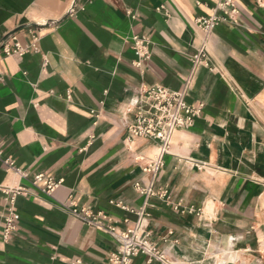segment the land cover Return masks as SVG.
Returning a JSON list of instances; mask_svg holds the SVG:
<instances>
[{
  "label": "crops",
  "instance_id": "0c3cea01",
  "mask_svg": "<svg viewBox=\"0 0 264 264\" xmlns=\"http://www.w3.org/2000/svg\"><path fill=\"white\" fill-rule=\"evenodd\" d=\"M220 2L0 0V264H105L117 237L76 207L105 214L117 235L143 209L168 264H264V0H234L238 23ZM209 16L225 20L206 32L196 20ZM135 36L150 54L141 66ZM17 44L22 57L7 53ZM157 86H187L203 108L154 181L143 168L159 145L127 127ZM38 174L60 182L51 194ZM153 181L168 198L136 189Z\"/></svg>",
  "mask_w": 264,
  "mask_h": 264
},
{
  "label": "built area",
  "instance_id": "2783aa9c",
  "mask_svg": "<svg viewBox=\"0 0 264 264\" xmlns=\"http://www.w3.org/2000/svg\"><path fill=\"white\" fill-rule=\"evenodd\" d=\"M219 9L228 17L229 21L238 23V11L234 0H221ZM225 20L218 16L203 17L196 20L206 32L212 31L219 23ZM133 49L138 61L137 66H141L150 57L147 42L138 36L133 37ZM28 48H23L18 44L14 50L7 51L9 54L22 57ZM192 62L195 66L208 62V53L203 49L199 54L193 56ZM186 87L181 91L170 90L157 86L142 93L136 102V114L134 121L127 127L128 133L132 137H142L158 143L160 153L149 160L143 168L145 173L150 174L155 181L159 172L164 166V157L169 153L173 135L177 130L188 129L194 126L195 120L201 114L203 106L195 107L187 101ZM4 164L10 170H14L22 177H26V172L18 168L10 159L4 160ZM154 181L147 187L136 184V189L146 198L159 196L168 198L166 190H155ZM33 183L39 186L43 192L51 194L60 182H55L49 176L38 174L34 177ZM10 192V191H9ZM23 188L12 191L14 194H22ZM71 212L84 223L114 235L118 240V248L113 252L105 264H132L133 258L142 254L148 257V261L157 260L160 264H168L165 255L158 249L154 241L151 240L144 221L147 214L142 209L138 212L139 220L135 228L116 234V228L110 224L109 219L102 212L93 214L88 208H73ZM107 222V223H106ZM14 217L6 218L5 236H8L14 229Z\"/></svg>",
  "mask_w": 264,
  "mask_h": 264
}]
</instances>
